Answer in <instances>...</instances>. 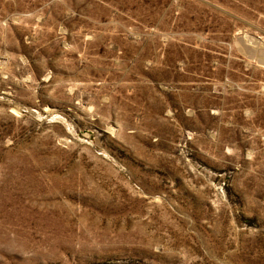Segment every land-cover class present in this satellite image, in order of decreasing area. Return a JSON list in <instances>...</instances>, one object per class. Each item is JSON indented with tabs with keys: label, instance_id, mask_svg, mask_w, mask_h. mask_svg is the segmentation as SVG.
<instances>
[{
	"label": "rangeland",
	"instance_id": "rangeland-1",
	"mask_svg": "<svg viewBox=\"0 0 264 264\" xmlns=\"http://www.w3.org/2000/svg\"><path fill=\"white\" fill-rule=\"evenodd\" d=\"M0 264H264V0H0Z\"/></svg>",
	"mask_w": 264,
	"mask_h": 264
}]
</instances>
